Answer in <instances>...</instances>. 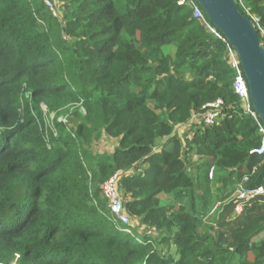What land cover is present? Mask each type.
Here are the masks:
<instances>
[{"label": "trees", "instance_id": "16d2710c", "mask_svg": "<svg viewBox=\"0 0 264 264\" xmlns=\"http://www.w3.org/2000/svg\"><path fill=\"white\" fill-rule=\"evenodd\" d=\"M179 1L0 0V264H264V197L231 201L264 184L258 126L227 42ZM217 99L214 125L193 120ZM103 134L116 147L92 152ZM115 173L127 225L101 197Z\"/></svg>", "mask_w": 264, "mask_h": 264}, {"label": "built area", "instance_id": "2783aa9c", "mask_svg": "<svg viewBox=\"0 0 264 264\" xmlns=\"http://www.w3.org/2000/svg\"><path fill=\"white\" fill-rule=\"evenodd\" d=\"M241 12L246 15L254 28L256 29L261 44L264 48V23L261 21V18L252 13L250 9L247 7V0H235ZM180 5L187 4L193 8V15L195 18L199 19L209 31L214 33L217 37L222 38L225 42H227V53H228V63L235 70V77L233 80V88L237 95L240 97L243 103L244 110L249 113L256 121L258 126V131L261 136V144L258 148L252 151L253 154L257 156L264 155V123L259 118L257 112L253 109V104L247 84V80L245 78V74L241 65V61L237 51L230 45V43L226 40V38L215 28L210 22L208 17L206 16L203 9L196 3L195 0H181L179 1ZM223 106V100L217 99L214 102L207 103L203 106V112L200 115H195L193 120L196 122H200L206 126H212L219 119L221 115V108ZM45 108V107H43ZM62 118H59V121ZM52 120L46 119V125L49 127L54 133L55 130L53 126H51ZM57 134V133H55ZM256 168L253 169V172ZM216 167L212 165L208 170V176L211 180L214 179ZM251 175H245L244 178L237 184L235 189V193L233 199L231 200L233 203V215L239 216L244 213L246 206L250 205L254 200L260 199L264 197V184L249 187L248 183L250 181ZM119 174L115 173L111 177H109L101 186V195L106 200L107 207L112 214V219L114 222H118L119 224L127 225L130 223L129 215L126 213L124 204H123V195L119 190ZM219 204H217L212 212L217 208ZM127 232H130V229H125Z\"/></svg>", "mask_w": 264, "mask_h": 264}, {"label": "water", "instance_id": "95a60500", "mask_svg": "<svg viewBox=\"0 0 264 264\" xmlns=\"http://www.w3.org/2000/svg\"><path fill=\"white\" fill-rule=\"evenodd\" d=\"M49 5L54 0H45ZM208 19L237 51L253 109L264 123V48L249 18L235 0H195Z\"/></svg>", "mask_w": 264, "mask_h": 264}, {"label": "rangeland", "instance_id": "374dc122", "mask_svg": "<svg viewBox=\"0 0 264 264\" xmlns=\"http://www.w3.org/2000/svg\"><path fill=\"white\" fill-rule=\"evenodd\" d=\"M169 48L170 47H168L166 49V52L169 51ZM172 49H173V47L170 48V51ZM43 110L45 111L46 119L52 120L53 123H51V126H53L55 133H57L56 132L57 130L55 128V122H54V119L56 118L55 114L48 113L46 108H43ZM72 113H73V108H66L64 111H62L57 116L58 120H59V118H62L60 121L65 124V126L67 127V131H68V128H72V124L76 120V118L73 116ZM183 131L184 130L180 129L177 132L182 134ZM116 145H117V140L109 137L106 134H103V135L99 136L97 139L93 140V143L91 145V151L92 152H98V153L112 152L114 150V148L116 147ZM191 165H193V163H189L188 167H190ZM214 189H216V185H214ZM101 197H102V195H101ZM161 198L163 199V201H168L171 199L166 194H162ZM260 237H264V232L262 234H260L259 237H257V238H260Z\"/></svg>", "mask_w": 264, "mask_h": 264}, {"label": "crops", "instance_id": "0c3cea01", "mask_svg": "<svg viewBox=\"0 0 264 264\" xmlns=\"http://www.w3.org/2000/svg\"><path fill=\"white\" fill-rule=\"evenodd\" d=\"M169 47H170V48L173 47V49H172L171 51H170V48H169V51H168L170 54L173 55V54L175 53V47H174V46H169ZM188 128H190L189 125L177 126L176 129H175V131H176V133H178V132H177L178 130L182 129V130L186 131ZM184 131H183V132H184ZM178 134L181 135V133H178ZM161 143H162V142H161ZM194 160H196V158H194ZM161 196H162V195H161Z\"/></svg>", "mask_w": 264, "mask_h": 264}]
</instances>
